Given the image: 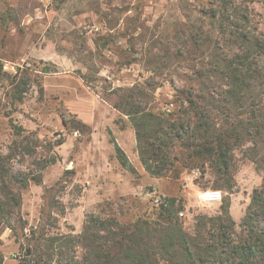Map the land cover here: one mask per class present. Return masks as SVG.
Here are the masks:
<instances>
[{"label":"rangeland","instance_id":"374dc122","mask_svg":"<svg viewBox=\"0 0 264 264\" xmlns=\"http://www.w3.org/2000/svg\"><path fill=\"white\" fill-rule=\"evenodd\" d=\"M200 1L0 0V155L25 178L24 185L9 182L20 206L1 220L2 264L22 262L32 230L75 235L91 214L123 223L155 218L158 209L146 196L152 188L181 199L177 217L186 231L200 214L214 217L221 210V202L202 204L197 189H219L239 230L252 189L262 181L241 149L232 151L230 177L219 179L204 163L193 167L200 171L196 185L181 191L180 177L193 168L180 167L178 177H156L137 158L129 161L131 172L115 157L112 142L111 128L126 124L134 131L114 107L126 87L150 79L156 88L142 87L148 95L142 104L171 106L189 64L176 48L191 49L189 31L201 22L194 10ZM252 6L260 20L262 4ZM94 125L98 141L91 138ZM225 178L230 188L215 185Z\"/></svg>","mask_w":264,"mask_h":264},{"label":"trees","instance_id":"16d2710c","mask_svg":"<svg viewBox=\"0 0 264 264\" xmlns=\"http://www.w3.org/2000/svg\"><path fill=\"white\" fill-rule=\"evenodd\" d=\"M255 2L263 7L260 20ZM194 10L201 22L189 31L191 49L176 48V56L185 55L189 64L171 106L142 104L148 98L142 87L156 88L147 79L126 87L114 107L133 125L139 161L152 176L178 177L180 167L208 163L219 179L227 177L232 151L241 149L262 181L252 189L239 230L228 200L221 201L219 214H200L193 230H184L177 217L181 199L172 196L166 206L156 207L155 218L123 223L91 214L75 235L32 230L31 250L24 251L20 264H264V0H201ZM113 145L121 166L135 172ZM16 181L25 184L0 155V224L20 206L19 193L9 184ZM215 185L231 187L227 178Z\"/></svg>","mask_w":264,"mask_h":264},{"label":"built area","instance_id":"2783aa9c","mask_svg":"<svg viewBox=\"0 0 264 264\" xmlns=\"http://www.w3.org/2000/svg\"><path fill=\"white\" fill-rule=\"evenodd\" d=\"M200 177V171L198 168H193L188 172H185L180 177V190L184 191L190 185L195 186L196 180ZM218 193V195H216ZM197 198L202 204H212L221 202L222 192L219 189L205 187L198 188L196 191ZM146 196L150 203L155 207L166 206L170 196L165 190L152 188L146 192ZM176 197V196H175Z\"/></svg>","mask_w":264,"mask_h":264},{"label":"crops","instance_id":"0c3cea01","mask_svg":"<svg viewBox=\"0 0 264 264\" xmlns=\"http://www.w3.org/2000/svg\"><path fill=\"white\" fill-rule=\"evenodd\" d=\"M97 131H98V126L94 125L93 126V131L91 134V138H93V141H98L97 136ZM112 135H113V140L112 142H116L118 146L123 150V152L126 154L127 158L131 163H134L135 160L138 158V154L136 151V141H135V136H134V131L131 128V126H128L125 124L123 128H111ZM101 135V134H100ZM108 154L111 152L112 153V148L110 145L107 148ZM105 155V153H104ZM103 155V156H104ZM108 158L109 156L105 159L107 163H109ZM110 164V163H109Z\"/></svg>","mask_w":264,"mask_h":264},{"label":"clouds","instance_id":"9594fccd","mask_svg":"<svg viewBox=\"0 0 264 264\" xmlns=\"http://www.w3.org/2000/svg\"><path fill=\"white\" fill-rule=\"evenodd\" d=\"M216 195H218V193Z\"/></svg>","mask_w":264,"mask_h":264}]
</instances>
